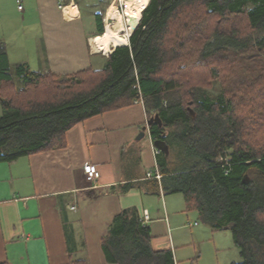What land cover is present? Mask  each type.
<instances>
[{
  "label": "trees",
  "instance_id": "1",
  "mask_svg": "<svg viewBox=\"0 0 264 264\" xmlns=\"http://www.w3.org/2000/svg\"><path fill=\"white\" fill-rule=\"evenodd\" d=\"M95 1L100 35L112 0ZM115 46L102 68L58 74L12 65L0 41V160L66 147L77 122L142 97L162 122L150 125L153 138H172L185 154L162 169L171 188L214 228L231 230L242 260L229 264H264V0H149ZM150 241L128 207L102 246L117 264H176L171 249Z\"/></svg>",
  "mask_w": 264,
  "mask_h": 264
},
{
  "label": "crops",
  "instance_id": "2",
  "mask_svg": "<svg viewBox=\"0 0 264 264\" xmlns=\"http://www.w3.org/2000/svg\"><path fill=\"white\" fill-rule=\"evenodd\" d=\"M64 1L22 0L20 9L16 0H0V41L12 65L58 74L105 65L113 50L96 48V25L88 29L83 9L75 0ZM148 119L144 103L134 101L74 124L66 147L0 160V262L63 264L80 258L117 264L106 257L102 237L123 209L136 207L141 218L145 210L149 214L143 223L152 247L171 249L176 264H193L187 246L196 221L188 213L195 209L162 170L185 154L172 138L156 153L150 126L138 138ZM88 161L100 170L93 186L84 177Z\"/></svg>",
  "mask_w": 264,
  "mask_h": 264
},
{
  "label": "rangeland",
  "instance_id": "3",
  "mask_svg": "<svg viewBox=\"0 0 264 264\" xmlns=\"http://www.w3.org/2000/svg\"><path fill=\"white\" fill-rule=\"evenodd\" d=\"M95 2L96 1L93 0V4L90 3L83 7L84 19L88 29H93L95 26L91 9L96 10L99 7L101 8V5H95ZM117 4L120 5V11L123 13L125 5L121 3ZM124 20H126L125 16ZM126 38L127 37H124V39ZM112 50H114V48ZM217 88L218 87H215V90H217ZM188 214H191V216H189L191 222L196 221V225H192L194 230V240L187 246L188 252L194 257L192 260L193 264H229L232 261L242 260L240 248L235 244L230 229L214 228L199 214L197 210H192ZM182 260L181 264L190 263V260Z\"/></svg>",
  "mask_w": 264,
  "mask_h": 264
},
{
  "label": "bare ground",
  "instance_id": "4",
  "mask_svg": "<svg viewBox=\"0 0 264 264\" xmlns=\"http://www.w3.org/2000/svg\"><path fill=\"white\" fill-rule=\"evenodd\" d=\"M124 2L126 7L123 13L114 3L108 6L105 13V31L92 39L96 48L108 52L114 45L123 42L124 37L129 38L138 25L142 10L149 0H125Z\"/></svg>",
  "mask_w": 264,
  "mask_h": 264
},
{
  "label": "built area",
  "instance_id": "5",
  "mask_svg": "<svg viewBox=\"0 0 264 264\" xmlns=\"http://www.w3.org/2000/svg\"><path fill=\"white\" fill-rule=\"evenodd\" d=\"M16 1L18 3V7L20 9H22L23 8L22 0H16ZM124 1L125 0H113L112 2H114L118 6V8L120 9V5L117 3L124 4L126 7V4ZM121 8H122V6H121ZM104 22H105V18H104ZM135 102L144 103V100L142 97H140L138 99H135ZM153 146H154L155 152L158 153L160 151V149L155 145H153ZM148 175H151V172H148ZM99 176H100V170L95 163L88 161L84 164V177L90 183L91 186L94 185L95 181L99 178ZM157 176H160V175L158 174ZM149 219H150L149 214H148L147 210H145L143 213V216H142V220L147 221Z\"/></svg>",
  "mask_w": 264,
  "mask_h": 264
},
{
  "label": "water",
  "instance_id": "6",
  "mask_svg": "<svg viewBox=\"0 0 264 264\" xmlns=\"http://www.w3.org/2000/svg\"><path fill=\"white\" fill-rule=\"evenodd\" d=\"M126 45H128V44H126ZM153 122H159L160 125L162 124L158 113L151 116L148 119L147 124L142 127L138 138L144 137L146 130H147V126H150ZM154 145L157 146L161 150H166L168 147L166 141L162 137L155 138L154 139Z\"/></svg>",
  "mask_w": 264,
  "mask_h": 264
},
{
  "label": "clouds",
  "instance_id": "7",
  "mask_svg": "<svg viewBox=\"0 0 264 264\" xmlns=\"http://www.w3.org/2000/svg\"><path fill=\"white\" fill-rule=\"evenodd\" d=\"M139 23V22H138Z\"/></svg>",
  "mask_w": 264,
  "mask_h": 264
}]
</instances>
